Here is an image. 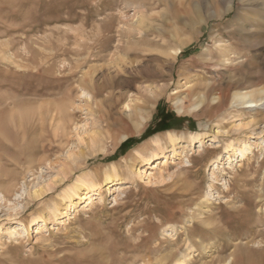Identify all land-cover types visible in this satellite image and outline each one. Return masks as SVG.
I'll list each match as a JSON object with an SVG mask.
<instances>
[{"label": "rangeland", "instance_id": "1", "mask_svg": "<svg viewBox=\"0 0 264 264\" xmlns=\"http://www.w3.org/2000/svg\"><path fill=\"white\" fill-rule=\"evenodd\" d=\"M0 264H264V0H0Z\"/></svg>", "mask_w": 264, "mask_h": 264}, {"label": "bare ground", "instance_id": "2", "mask_svg": "<svg viewBox=\"0 0 264 264\" xmlns=\"http://www.w3.org/2000/svg\"><path fill=\"white\" fill-rule=\"evenodd\" d=\"M148 93V92H147ZM153 93V92H152ZM248 95H243L242 96V98H246ZM259 100H262V98L261 99H259ZM259 100H257V99H252V100H250V102H258ZM249 101V100H248ZM112 136V135H111ZM116 141V140H115ZM248 150H249V147L247 146V147H243L242 148V150H241V152H239L240 153V155H239V157H241V160H245L246 158H247V154H248ZM157 167H160L159 165H155L153 168H157ZM123 188V185H120V186H118V190L119 191H121V189ZM126 188V187H125ZM124 190V189H123ZM97 194V197L98 198H100V199H102V195H100L99 194V192L98 193H96ZM97 197H95V195L94 194H91V192L90 193H87L84 197H83V199H84V201H83V203H85V205L83 206V208H86V207H88L89 208V206H92L93 205V203H94V200L97 198ZM101 201H103V200H101ZM87 209V208H86ZM242 213V212H241ZM233 215V214H232ZM73 217V216H72ZM71 217V218H72ZM70 218V217H69ZM68 219V218H67ZM65 220H63V221H60V222H64ZM45 226L46 225H42V226H40V227H42V231H43V229H45ZM12 232H15V227H11L10 228V233H12ZM108 260V259H107ZM109 261V260H108Z\"/></svg>", "mask_w": 264, "mask_h": 264}]
</instances>
